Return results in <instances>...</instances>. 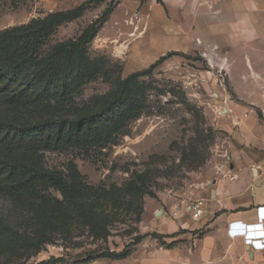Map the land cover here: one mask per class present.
<instances>
[{
  "label": "rangeland",
  "instance_id": "374dc122",
  "mask_svg": "<svg viewBox=\"0 0 264 264\" xmlns=\"http://www.w3.org/2000/svg\"><path fill=\"white\" fill-rule=\"evenodd\" d=\"M77 7L44 49L68 52L94 26L84 46L89 70L42 106L68 116L96 112L119 80L165 59L139 79L132 109L92 146L38 152L44 168L78 190L82 211L44 185L0 197V214L16 228L0 242V264H160L162 251L192 242H171L170 226L234 149L230 108L243 105L242 118L264 125L261 105L241 98L257 87L262 99L264 0H0V31ZM243 19L245 29L234 28ZM249 35L255 43H244ZM28 110L38 117L42 107Z\"/></svg>",
  "mask_w": 264,
  "mask_h": 264
},
{
  "label": "trees",
  "instance_id": "16d2710c",
  "mask_svg": "<svg viewBox=\"0 0 264 264\" xmlns=\"http://www.w3.org/2000/svg\"><path fill=\"white\" fill-rule=\"evenodd\" d=\"M79 11L80 7L57 12L43 20L0 31V197L19 199L30 196L35 186L44 185L82 211L78 190L60 172L44 168L38 152L92 146L132 109L142 87L139 79L165 59L119 80L113 97L96 112L68 116L58 107L42 106L65 95L89 70L84 46L93 37L94 26L68 47L70 52L61 45L44 49L53 28ZM65 53H76L77 58L64 61ZM35 107H42L38 117L28 110ZM15 230L0 214V242L8 238L6 232Z\"/></svg>",
  "mask_w": 264,
  "mask_h": 264
},
{
  "label": "crops",
  "instance_id": "0c3cea01",
  "mask_svg": "<svg viewBox=\"0 0 264 264\" xmlns=\"http://www.w3.org/2000/svg\"><path fill=\"white\" fill-rule=\"evenodd\" d=\"M245 21H238L234 28H244L241 24ZM248 37L244 43H255L254 36ZM258 93L256 87L253 94L241 98L262 106L264 88L261 100ZM244 111L243 105L235 104L228 113L237 125L232 129L230 176L216 178L199 192L195 201H202L201 216L194 217L186 210L188 213L170 226L171 242L190 238L192 242H178L162 251L157 263L264 264V125L253 116L242 118ZM180 229L184 236L175 234Z\"/></svg>",
  "mask_w": 264,
  "mask_h": 264
},
{
  "label": "built area",
  "instance_id": "2783aa9c",
  "mask_svg": "<svg viewBox=\"0 0 264 264\" xmlns=\"http://www.w3.org/2000/svg\"><path fill=\"white\" fill-rule=\"evenodd\" d=\"M261 112L264 116V97H263V103L260 107ZM226 159L223 160L222 163H220L217 167V175L218 178H226L230 176V156L226 155ZM188 212H190L194 217H199L202 215V201H195L192 204L188 206L187 209ZM173 217L177 216V212L175 211L172 214Z\"/></svg>",
  "mask_w": 264,
  "mask_h": 264
}]
</instances>
